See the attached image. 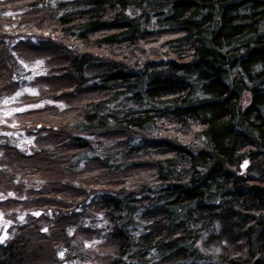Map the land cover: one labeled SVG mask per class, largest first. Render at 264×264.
<instances>
[{"label":"trees","instance_id":"trees-1","mask_svg":"<svg viewBox=\"0 0 264 264\" xmlns=\"http://www.w3.org/2000/svg\"><path fill=\"white\" fill-rule=\"evenodd\" d=\"M0 63V264H264V0H0Z\"/></svg>","mask_w":264,"mask_h":264},{"label":"rangeland","instance_id":"rangeland-1","mask_svg":"<svg viewBox=\"0 0 264 264\" xmlns=\"http://www.w3.org/2000/svg\"><path fill=\"white\" fill-rule=\"evenodd\" d=\"M32 31V30H31ZM34 31H37V30H34ZM30 33H32V32H30ZM51 35H53V36H55V37H57V35L54 33H51ZM43 37H49V36H47V35H42ZM34 55V54H33ZM26 58V57H25ZM25 58L23 57V58H19L18 60L21 62V66L22 65H24V67H26V70H31L32 72H33V75H35V74H37V73H39V72H41V70L43 69V67L45 66V65H47L46 64V60H45V57L43 58V57H40V58H34L33 56H30V58H27V60H25ZM35 59V60H34ZM30 60V61H29ZM4 61V60H3ZM11 66V65H10ZM7 68H8V66H7ZM0 72H2V74H3V69H2V67H1V63H0ZM33 85L34 86H32V85H29V87L26 89V91H29V92H32V93H34V92H36V91H38V87H36L35 86V84L33 83ZM60 106H63V104H59ZM43 118H47V119H50V116L49 115H44L43 116ZM26 213H28V211H25ZM41 212V211H40ZM40 212L38 213V212H36L35 213V215H36V219H38V218H40L39 217V215H40ZM23 214L22 213V219H24L26 216H27V214ZM8 218H6L5 217V215H3V214H1L0 215V231H2V228H3V224H5V229L2 231V232H0V233H2V237L0 238V242L1 241H3L4 239H7L8 237H10V235H11V233L9 232V230H8V227L10 228V225L11 224H9L8 223ZM94 243H96L97 244V248H98V245H100V240L98 239V240H93V241H89V244L90 245H94ZM102 244H104V241L102 240V242H101ZM92 245V246H93ZM95 247V248H96ZM105 247H107L106 245H105ZM49 253V252H48ZM51 260L52 261H55V259L53 258V256H51L50 254H47V255H45V256H43L39 261H38V263H41V264H46V263H50L51 262ZM37 263V264H38Z\"/></svg>","mask_w":264,"mask_h":264}]
</instances>
